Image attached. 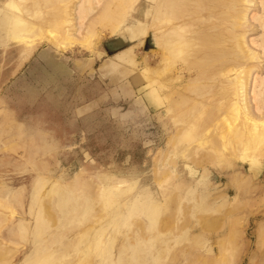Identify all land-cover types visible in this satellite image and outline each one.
Segmentation results:
<instances>
[{
    "label": "rangeland",
    "instance_id": "obj_1",
    "mask_svg": "<svg viewBox=\"0 0 264 264\" xmlns=\"http://www.w3.org/2000/svg\"><path fill=\"white\" fill-rule=\"evenodd\" d=\"M82 1L0 0V264H264V0Z\"/></svg>",
    "mask_w": 264,
    "mask_h": 264
},
{
    "label": "bare ground",
    "instance_id": "obj_2",
    "mask_svg": "<svg viewBox=\"0 0 264 264\" xmlns=\"http://www.w3.org/2000/svg\"><path fill=\"white\" fill-rule=\"evenodd\" d=\"M185 1H187V0H185ZM189 1H191L192 3H197L198 2V0H189ZM84 2H86V3H88L89 2V5H90V2H91V0H83L81 3V5L79 6V10H82V5H83V3ZM101 2V1H100ZM99 2V3H100ZM246 2H249L248 0H246ZM102 3L103 2H101L100 4H99V6L100 5H102ZM188 6L190 7L191 6V4L189 3L188 4ZM193 6V5H192ZM103 10H107L108 11V8H106V7H104V8H102ZM249 9V8H248ZM106 11V12H107ZM106 12H104V14L105 15H107V13ZM244 13V12H243ZM244 16H246V15H243V17ZM250 16H251V14H250ZM250 18V17H249ZM245 19V17L243 18V20ZM262 20V19H261ZM185 21V20H184ZM40 29V28H39ZM38 29V30H39ZM41 34H42V32H40ZM66 34V33H65ZM48 39H49V37H48ZM28 44H29V46H28V54L31 52V51H33V48H34V46H33V43H32V41L30 42V41H28ZM23 47V46H22ZM19 48V47H18ZM17 48V49H18ZM240 48H241V50L243 51V52H245L246 53V55L247 54H249L250 53V50H249V48H248V45H247V42L246 41H241L240 42ZM250 55V54H249ZM253 58H255V56H252ZM17 58V57H16ZM254 61V60H253ZM237 68V67H236ZM246 73H243V71H242V73L240 72L239 73V76L237 75V77L235 78V79H237V80H235V82H230L229 81V83L231 84V86H232V93H233V95L235 96V98L238 100V101H236L234 104H235V106H236V104H238V105H240L241 106V108L245 111V113L248 115V119H249V121L251 122V124H253L254 126H258L259 124H263L264 123V120H260V119H257V118H255L254 116H252V114H251V111H250V108H249V102H248V80H247V78L246 77H243L244 75H245ZM246 76V75H245ZM253 76H255V75H253ZM233 79V78H232ZM255 86H256V81H255V85H254V90H255ZM251 90V89H250ZM251 92V91H250ZM252 94V93H251ZM255 98V97H254ZM239 106V107H240ZM237 108H239L238 106H236ZM233 108H234V106H233ZM236 108V109H237ZM240 108V109H241ZM241 109V110H242ZM232 111V110H231ZM236 110H234V112H235ZM238 111V110H237ZM258 111V110H257ZM239 112V111H238ZM235 113H237V112H235ZM244 113V114H245ZM246 115V116H247ZM253 127V126H252Z\"/></svg>",
    "mask_w": 264,
    "mask_h": 264
}]
</instances>
